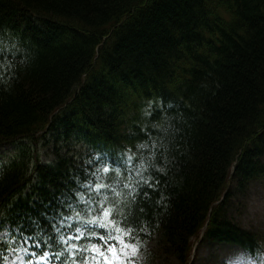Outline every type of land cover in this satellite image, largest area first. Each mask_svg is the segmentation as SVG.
Masks as SVG:
<instances>
[{"label": "trees", "instance_id": "16d2710c", "mask_svg": "<svg viewBox=\"0 0 264 264\" xmlns=\"http://www.w3.org/2000/svg\"><path fill=\"white\" fill-rule=\"evenodd\" d=\"M4 143L0 264L10 242L80 264L56 229L105 195L133 243L156 239L182 264L190 238L264 257L228 213L264 179V0H0ZM141 171L158 191L143 194ZM100 181V195L82 187Z\"/></svg>", "mask_w": 264, "mask_h": 264}, {"label": "rangeland", "instance_id": "374dc122", "mask_svg": "<svg viewBox=\"0 0 264 264\" xmlns=\"http://www.w3.org/2000/svg\"><path fill=\"white\" fill-rule=\"evenodd\" d=\"M80 148L81 146L77 147V149ZM14 149L9 143L2 144L0 146V161H8ZM38 153L40 162L47 163L53 161L51 157L47 156L48 150L46 147L40 145L38 147ZM98 184L103 183L100 181ZM234 185L231 184V187L234 188ZM229 205L230 211L228 213L231 214L233 222L244 230L256 233L264 240V179L261 178L253 181L249 185L247 192L243 195L235 192ZM98 208L99 206L96 209L98 210ZM97 210H90L91 212L87 214L89 216L83 217L86 219L91 218L92 215L96 214ZM75 222L74 227L80 221L77 220ZM74 227L72 230L69 229L68 232L66 231V235L74 231ZM0 238H7L6 231L2 232ZM187 243L191 244V249L193 250L189 256L190 264H264V257L253 260L233 246H217L209 242H203L200 245V239L191 240V238ZM65 247L67 249V245ZM139 248L140 251L136 257V264H182L183 257L166 256L162 253V248L156 239L151 240ZM24 249H27V251H24ZM67 251L71 254L69 250ZM50 261L48 257L46 259H40V257L32 256L27 244H19L16 246L10 242L4 264H29V262L31 264H55Z\"/></svg>", "mask_w": 264, "mask_h": 264}, {"label": "snow or ice", "instance_id": "6c2138e0", "mask_svg": "<svg viewBox=\"0 0 264 264\" xmlns=\"http://www.w3.org/2000/svg\"><path fill=\"white\" fill-rule=\"evenodd\" d=\"M141 147L146 148L148 145H141ZM153 147H155V144ZM131 159L132 157L130 156L129 160ZM141 169L144 170V165H141ZM109 171V167L103 168L104 173ZM98 172L99 170L92 175L100 178ZM137 175L141 177L137 185L144 195H150L148 188L158 191L156 187L160 182L158 177L149 175L145 179L142 171L138 172ZM153 180H155V184ZM82 187L88 188L90 192L95 191L97 195H100L101 189L108 187V185L96 184L95 188H92L89 183L82 185ZM125 187H128V185H125ZM81 199L83 200V196H81ZM84 202L87 203V201ZM68 207L71 208L72 206L69 204ZM118 215V206L110 203L105 195L104 200L99 202L96 214L92 215L90 219L84 218L80 212L76 213V217L80 221L77 226L74 227L76 222L71 217L63 216L60 228H57L56 231L59 232L64 227L70 230L74 227V231H71L66 236H61L59 242L67 245V250L71 252L73 258L77 255L81 257L80 264H136V257L140 248L138 243H133V241L136 239L134 233L137 229L126 225L123 218L117 219ZM51 241L52 237H47L46 243H48L49 247L52 246ZM24 251H27V249H24ZM31 255L36 256L37 253L33 251ZM47 256L48 253L46 252L40 259H46Z\"/></svg>", "mask_w": 264, "mask_h": 264}, {"label": "bare ground", "instance_id": "6f19581e", "mask_svg": "<svg viewBox=\"0 0 264 264\" xmlns=\"http://www.w3.org/2000/svg\"><path fill=\"white\" fill-rule=\"evenodd\" d=\"M250 257V256H249ZM254 260V259H253ZM257 261V260H256ZM258 262V261H257ZM259 263V262H258Z\"/></svg>", "mask_w": 264, "mask_h": 264}]
</instances>
